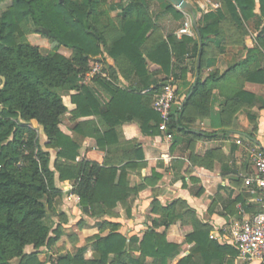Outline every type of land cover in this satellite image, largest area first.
I'll return each mask as SVG.
<instances>
[{
	"label": "trees",
	"instance_id": "16d2710c",
	"mask_svg": "<svg viewBox=\"0 0 264 264\" xmlns=\"http://www.w3.org/2000/svg\"><path fill=\"white\" fill-rule=\"evenodd\" d=\"M113 1L121 4V14L105 19L101 6L106 0H12V5L0 12V264L14 260L18 264H225L227 257L238 255L233 246L212 239L210 228L201 224L183 201L163 206L153 200L151 211L158 218L141 238L127 239L120 232V223L103 220L99 232L110 230L91 239L94 255L87 258L84 249L77 248L57 258L47 256L44 262L38 259L41 249H51L62 235L60 227L52 229L44 223L48 209L63 195L56 181L70 183V193L78 199L81 213L96 219H117L113 211L118 205L130 218L132 202L140 190L129 186L128 173L138 168L136 162L119 168L77 161L79 146L60 130L68 114L61 93L76 92L70 96L75 106L69 113L72 121L93 117L102 122L106 128L103 132L92 122L73 127L75 134L92 135L99 149L117 144L114 128L124 123H137L144 135H160V118L152 108L155 96L166 83L175 85L177 96L183 93L187 75L194 74L195 69L183 63L189 55L194 60L200 56L198 79L193 89L192 84L186 89L184 99L172 107L168 124L172 143L175 136H183L192 146L203 137L231 133L234 115L244 106L257 104L254 95L242 90L243 83L264 84V68L258 66L264 62V0H219L220 7L202 15L196 23L200 40L188 36L164 38L152 18L150 0ZM256 9L262 28L254 39V48L224 73L208 72L202 78L206 61L215 54L209 39L220 41L221 54L230 45L245 48V25L256 17ZM164 12L177 20L183 18L172 6H166ZM28 20L36 33L47 34L54 45L71 49L73 56L42 55L38 47L17 42L15 38H23V24ZM95 62L102 64L111 79L93 80L109 94L106 104L100 102L94 89L80 82ZM147 63L154 69L147 68ZM114 67L127 81L136 80L137 86L116 87L112 83L117 80ZM215 92L223 98L218 111L213 109ZM199 119H207L215 131H193L191 127ZM30 122L41 128L43 145L38 143ZM49 151L54 152L52 169ZM217 153L214 149L204 157L223 161ZM221 172L226 173L224 165ZM152 178L146 183L156 182L159 176L152 174ZM202 193L200 188L196 194L200 197ZM232 204H240L251 216L257 213L241 198ZM178 223L191 227L184 236L183 244L190 247L187 255H183L181 245L166 237L169 227ZM27 247L32 252H25Z\"/></svg>",
	"mask_w": 264,
	"mask_h": 264
},
{
	"label": "crops",
	"instance_id": "0c3cea01",
	"mask_svg": "<svg viewBox=\"0 0 264 264\" xmlns=\"http://www.w3.org/2000/svg\"><path fill=\"white\" fill-rule=\"evenodd\" d=\"M173 9L177 11L175 8ZM171 16L170 13L159 14L155 22L159 26L164 38L175 36L177 39H180L182 36H178V32L184 25L181 27L180 21H175L173 17L170 18ZM191 20L194 21V18ZM191 26L194 34L188 37L198 38L197 25L191 22ZM244 43L245 48L230 45L221 54L218 53L220 41L215 37L210 38L209 46H211L210 48L215 54H212L206 61L202 78L208 72L217 71L219 74H222L244 59L247 50L254 48L253 34L248 33ZM198 59L200 65V56L194 60L190 59L189 55L183 63V66L189 69L195 67L194 74L188 73L187 75L186 86L183 88L184 92L191 84L193 86L195 81H197L195 78L196 74L199 75V67L197 70ZM105 60L109 65L114 66L110 59L105 57ZM258 66L264 68L263 65L258 64ZM114 68L116 69L117 80L112 81V83L116 87L129 89L131 86H137L138 82L136 80L127 81L120 75L119 69L117 67ZM147 68L154 69L150 63H147ZM108 78L110 81L109 74ZM153 79H156V77ZM80 82L94 89L96 96L102 104L108 102L110 98L109 94L96 84L95 81L85 82L82 77ZM242 90L254 95L257 104L251 107L244 106L234 115L229 129L231 133H216L215 138L211 139L203 137L196 141V143H192V146L187 143L186 137L183 136H175L174 143H167L162 134L155 136L144 135L139 125L132 122L124 123L114 128L117 144L99 149L92 135L85 133L84 135H78L73 131V127L78 123L92 122L95 123L100 132H103L106 128L97 118H77L74 121H69L67 125H60L62 133L71 138L79 146L77 161L84 159L100 165L108 163L119 168L128 162H136L138 164V168L130 170L128 173L130 188L134 186L140 188L136 199L132 202L131 218L128 219L125 213L121 211L115 221L121 224L120 232L122 234H124V230L128 231L127 227L135 228L137 233L144 228L143 232H139L138 234L130 233L129 236L142 237L143 233L151 226L152 221L158 218L151 211L153 200L159 201L163 206L173 201L181 200L195 213L196 219L201 224H205L210 228V237L212 239L221 245L228 244L232 246L230 243L231 228L236 224L237 220H241L240 222H242L251 216L243 211L240 204L234 205L232 201L236 198H241L249 208H253L257 213L261 211L257 202L258 195L251 194L245 188L244 179L254 174L251 155L257 150L264 151V84L244 82ZM184 92L183 96L185 97ZM75 93V90L61 93L62 102L68 114L75 110V106L70 103V96ZM217 94L215 92L213 105L215 111L220 109L219 104L223 99ZM191 129L195 132L209 133L215 131L214 129H210L207 119L196 120ZM237 139H240V145L235 144ZM214 149H218L217 154L218 156H222L223 161H220L218 158L205 159V153ZM223 165L226 170L224 175L221 172ZM152 174L158 175L159 178L156 182L152 181L151 184H147L145 180L152 178ZM200 188L203 189V193L199 197L196 193ZM62 192L72 195L70 191L62 190ZM76 206L80 210L78 202ZM236 211H238V214H236ZM233 212L235 213L234 215H232ZM146 216L150 218L148 219ZM86 231L90 230H82L83 233ZM158 231L161 232L162 229H158ZM190 231V226L180 227L178 223L170 226L166 233L168 241L181 245L183 255H187L190 248L188 245L183 244L184 236ZM84 247L87 250L89 247L88 251L91 250L90 245ZM225 264L259 263L243 260L237 255L234 258L227 257Z\"/></svg>",
	"mask_w": 264,
	"mask_h": 264
},
{
	"label": "rangeland",
	"instance_id": "374dc122",
	"mask_svg": "<svg viewBox=\"0 0 264 264\" xmlns=\"http://www.w3.org/2000/svg\"><path fill=\"white\" fill-rule=\"evenodd\" d=\"M76 1L78 3L79 2L84 3L87 0L86 1L76 0ZM185 1L188 2L192 6L193 11L195 12L194 21L191 20L192 18L189 13L182 12L179 9L173 7L167 0H150L151 2L150 12L152 13V16H153L152 18H154V21H155L156 17L159 14L169 13V12H164V8L165 6H172L178 12H181L183 14V18L179 20L175 19L173 16H171L170 18L173 17L175 21H180V24L182 27L185 23L191 24L192 22V24L194 23L196 24L198 20H200L202 15L208 12H213L220 7L219 0H185ZM11 5H12V0H3V2L0 3V12L5 11ZM215 5H218V7L215 8L214 7ZM101 7L105 10L104 19L107 16H109L110 18H115L116 16H118V14H121V11H122L121 4L118 2H114L113 0H106V3L103 4ZM255 13H256V17L250 23H247L245 25L247 33L253 34V40L255 39V35H257L258 32L262 28V24L260 23L259 18H258L257 9ZM226 28H228V26ZM23 32H24L23 38H15L16 41L20 43H27V44H30L31 46L38 47L42 55L51 56L52 54L57 53V54L64 56L67 59H70L73 56V51L71 49H67V48L60 47V46L58 47L54 45L51 42V40L46 37L47 34L42 36L41 34L36 33V30L33 28L29 20L25 24H23ZM260 65L264 66V62L261 61ZM182 96H183V93H179L178 96L176 95V104H179V102L184 99V96L183 97ZM67 104H68V101H67ZM69 121H72V120L69 114H67L63 118L61 125H67ZM29 126L36 131V138H37L38 143L40 145H43L45 137L43 136V132L41 128L35 122H30ZM49 153H50V159H51L50 168L52 169V165L54 161V152L49 151ZM56 187L63 191L71 190L70 183L68 182L61 183V182L56 181ZM77 202H78V199L75 196L63 193L62 197H58L55 199L52 208L48 209L47 216L44 220L45 225L52 227V229H58V227H60L62 231V235L60 239L58 240V242L51 249L49 250L44 249V248L41 249V252L38 253V259L40 262H44L47 256L57 258L58 256H64L65 254H68V253L72 254L80 246L81 248L84 249L85 252H87L86 257L89 258L91 255H94L92 251L93 241H91V239L96 235L105 236L108 233V230H110L109 228H104L103 231L99 232V229H98L99 222L103 220L116 221V219H110L109 217H106V216L101 219L99 217L98 219L90 218L88 216L86 217L85 215L80 213L81 210H79L78 207L76 206ZM121 211L123 212L122 207L118 205L117 208L113 211V214H116L119 217V212ZM146 217L148 219L150 218L149 216H146ZM240 221L241 220H237L236 224L240 223ZM78 222L80 224H78ZM127 228H128V231L126 230L123 231L127 239L130 238L129 237L130 233L138 234L139 232H143L145 230L144 228H142L137 233L135 228L134 229L131 227H127ZM82 230H90V231L88 232L86 231L85 233H83ZM91 234H94V235H91ZM86 245L88 246L90 245V248H91L90 251H88L89 247H88V250L86 247H84ZM25 252L27 253L32 252V248L27 247L25 249ZM18 263H19L18 260H14L11 264H18Z\"/></svg>",
	"mask_w": 264,
	"mask_h": 264
},
{
	"label": "built area",
	"instance_id": "2783aa9c",
	"mask_svg": "<svg viewBox=\"0 0 264 264\" xmlns=\"http://www.w3.org/2000/svg\"><path fill=\"white\" fill-rule=\"evenodd\" d=\"M214 7L216 8L218 5ZM191 27V24L185 23L178 32V36H192L194 33ZM95 78L109 79L102 65L96 62L84 75V81L90 82ZM175 91V85L164 84L152 104L153 110L160 118L158 131L164 136L167 143L173 141V136L168 130V124L171 109L176 104ZM235 144L240 145V139H237ZM251 161L254 166V174L244 179V186L251 194L258 195L257 202L261 211L231 228L230 243L237 250L239 258L264 264V151H255L251 155Z\"/></svg>",
	"mask_w": 264,
	"mask_h": 264
},
{
	"label": "water",
	"instance_id": "95a60500",
	"mask_svg": "<svg viewBox=\"0 0 264 264\" xmlns=\"http://www.w3.org/2000/svg\"><path fill=\"white\" fill-rule=\"evenodd\" d=\"M167 1H168L173 7L179 9V10L182 11V12H187V13L190 14V16H191L192 18H195V12L193 11L192 6H191L188 2H186L185 0H167ZM42 32H43V33H47L45 30H42ZM198 38H199V36H198ZM199 40H200V38H199ZM198 67H199V59H198V61H197V70H198ZM197 78H198V75L196 74V78H195V80H197ZM193 87H194V85L192 86L191 89H193ZM189 96H190V93L187 95V98H188ZM182 106H183V103L180 104L179 109H181Z\"/></svg>",
	"mask_w": 264,
	"mask_h": 264
}]
</instances>
